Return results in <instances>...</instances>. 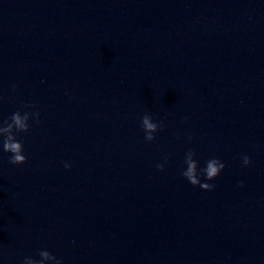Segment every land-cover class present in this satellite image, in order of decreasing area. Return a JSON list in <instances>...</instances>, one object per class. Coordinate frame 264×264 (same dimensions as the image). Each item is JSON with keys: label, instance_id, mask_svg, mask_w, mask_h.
<instances>
[{"label": "water", "instance_id": "water-1", "mask_svg": "<svg viewBox=\"0 0 264 264\" xmlns=\"http://www.w3.org/2000/svg\"><path fill=\"white\" fill-rule=\"evenodd\" d=\"M18 111L40 122L24 165L0 137V264H264V0H0ZM189 150L226 165L214 191Z\"/></svg>", "mask_w": 264, "mask_h": 264}, {"label": "clouds", "instance_id": "clouds-1", "mask_svg": "<svg viewBox=\"0 0 264 264\" xmlns=\"http://www.w3.org/2000/svg\"><path fill=\"white\" fill-rule=\"evenodd\" d=\"M27 107H35L34 105H28ZM35 119L40 122V113L37 112H25L21 114L19 111L14 113L9 121H5L3 125H0V137L3 138V151L11 154L9 162L12 165H24L27 163V157L24 155V146L18 141L16 133H27L30 131V121ZM142 128L145 131V139L148 142H153L156 139L154 135L163 128L162 123L154 122L151 115L145 114L142 117ZM189 139H192L189 137ZM195 152L189 150L185 157V163L187 165L186 170L182 172V175L188 180L191 185L199 186L205 191H214L216 185L212 183H202L201 175H203L208 181H215L225 170L226 165L220 159H210L206 163V167L202 170L199 169L198 162L194 159ZM244 166H250L252 161L248 156L242 157ZM167 162V160H166ZM65 168L71 169V164L65 163ZM159 171H165L164 164H158ZM243 187V184H241ZM39 260L33 258H25L23 264H63V262L56 256L52 255L47 250H41L38 252Z\"/></svg>", "mask_w": 264, "mask_h": 264}]
</instances>
